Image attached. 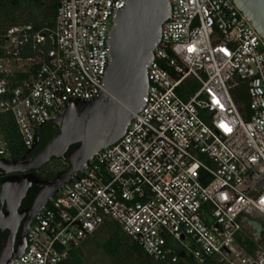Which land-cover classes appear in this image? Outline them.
Returning a JSON list of instances; mask_svg holds the SVG:
<instances>
[{
  "label": "built area",
  "instance_id": "2783aa9c",
  "mask_svg": "<svg viewBox=\"0 0 264 264\" xmlns=\"http://www.w3.org/2000/svg\"><path fill=\"white\" fill-rule=\"evenodd\" d=\"M169 3L141 109L37 212L13 264L62 262L108 220L158 260L264 264L239 241L264 216V35L234 0ZM125 4L58 0L54 26L0 32V156L16 153L10 117L30 148L72 99L101 93Z\"/></svg>",
  "mask_w": 264,
  "mask_h": 264
},
{
  "label": "water",
  "instance_id": "95a60500",
  "mask_svg": "<svg viewBox=\"0 0 264 264\" xmlns=\"http://www.w3.org/2000/svg\"><path fill=\"white\" fill-rule=\"evenodd\" d=\"M264 35V0H234ZM169 0H126L110 31V61L105 88L90 99L75 98L56 116L58 129L36 155L26 158L0 156L3 173L0 189V233L9 229L0 264H13L27 247V230L37 212L78 170H84L95 152L118 141L139 111L147 92V64L154 57L163 22L170 16ZM41 128V127H40ZM37 130V137L40 135ZM76 144L69 150L70 146ZM64 157L70 165L53 178L38 174L52 157ZM39 190L29 206L21 204L29 188ZM21 233L17 239V233Z\"/></svg>",
  "mask_w": 264,
  "mask_h": 264
},
{
  "label": "trees",
  "instance_id": "16d2710c",
  "mask_svg": "<svg viewBox=\"0 0 264 264\" xmlns=\"http://www.w3.org/2000/svg\"><path fill=\"white\" fill-rule=\"evenodd\" d=\"M25 2L26 0H0V32L4 31L8 26L19 22L31 21L38 27L45 25H55L58 0L55 3V12L52 16L44 14L26 15L27 4H25ZM237 100L239 102L240 107H243L242 98L239 97L237 98ZM4 128L6 130L7 137L13 143V147L16 152L18 143L21 141V138L17 130V125L11 117L4 122ZM57 129L58 125L50 120H48L41 126L40 130L42 132V141L40 146L38 147V150H40L46 145L48 140L53 136ZM75 146L76 144L71 145L69 150H71ZM27 149L28 148H26L23 152H25ZM23 152L16 153L22 154ZM69 165L70 163L68 161L65 168ZM34 171H36L42 176L50 178H53L57 175L54 174L46 176L44 174L39 173L38 168L34 169ZM1 183L2 182L0 178V189ZM38 190L39 186L33 184L29 188L27 195L22 201V204L26 205L31 203L34 200ZM247 225L253 229V232L248 234L246 232V238H239V241L241 242V245L244 247V250L248 254H250L251 256H255L260 242H264V219L258 216H249L247 217ZM100 229L108 230L114 237L113 239L104 238L102 242V245L105 250L113 257L112 264H222L216 258L213 257L207 258L204 261H199L194 257L188 255L180 258L176 262L158 260L151 256L148 252H146L145 249L139 244V242L132 240L122 228V226L116 221L108 220L106 224ZM100 229H98L95 233H97ZM255 236H260V241H257L255 239ZM82 245L73 248L71 250L70 256L66 260L57 264H85L82 256Z\"/></svg>",
  "mask_w": 264,
  "mask_h": 264
},
{
  "label": "rangeland",
  "instance_id": "374dc122",
  "mask_svg": "<svg viewBox=\"0 0 264 264\" xmlns=\"http://www.w3.org/2000/svg\"><path fill=\"white\" fill-rule=\"evenodd\" d=\"M2 62H8L6 58L2 59ZM232 93L239 94L238 89H231ZM240 95L243 98V101L247 103V96H245L244 90L240 92ZM27 147L23 144L22 141L18 143V147L16 152L21 153ZM67 160L63 157H52L47 163H45L42 167L38 168L39 173L44 174L46 176L57 174L60 170L64 169L67 165ZM264 219L262 215H255ZM248 233L253 232V229L247 225V228L244 232L246 235ZM110 232L106 229H100L97 233H95L92 237H90L84 244L82 245L83 249V260L85 264H112L113 257L109 254L102 245L104 240V236L109 234ZM260 236H255L257 241H260ZM264 248V242H260L258 249Z\"/></svg>",
  "mask_w": 264,
  "mask_h": 264
},
{
  "label": "flooded vegetation",
  "instance_id": "af4514ba",
  "mask_svg": "<svg viewBox=\"0 0 264 264\" xmlns=\"http://www.w3.org/2000/svg\"><path fill=\"white\" fill-rule=\"evenodd\" d=\"M57 2V0H26L25 4H27V12L26 15H34V14H44V15H48V16H52L53 13L55 12V3ZM42 132L40 130V135L38 137H36L34 146L31 148V150L27 153V150L25 152H23L22 154H14V158H20L23 155H26V158L32 157L34 155H36L40 150H38V147L41 144L42 141ZM0 170H2V167L0 166ZM10 173H18V174H23L24 171H15V172H10ZM10 173H3L0 171V178H1V182L2 179L10 174ZM2 184V183H1ZM38 186V185H37ZM34 201V200H33ZM33 201L29 204L23 205L21 204V208L29 206L30 204L33 203ZM1 204V201H0ZM9 229H6L4 231H2L0 233V255L3 249V246L6 242L7 239V235H8ZM21 233V228L19 229L18 233H17V239L19 238ZM104 238H109V239H113V235L111 233L107 234L106 236H104Z\"/></svg>",
  "mask_w": 264,
  "mask_h": 264
}]
</instances>
